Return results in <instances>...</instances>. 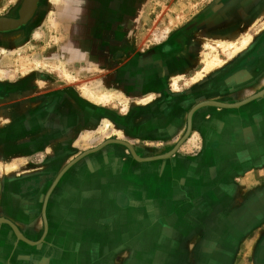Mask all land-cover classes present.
<instances>
[{
	"label": "crops",
	"instance_id": "crops-1",
	"mask_svg": "<svg viewBox=\"0 0 264 264\" xmlns=\"http://www.w3.org/2000/svg\"><path fill=\"white\" fill-rule=\"evenodd\" d=\"M217 70L188 77L192 97L184 108L218 100L219 81L243 80L237 68ZM245 107L194 111L189 139L169 158L136 161L111 148L82 158L50 185L44 207L42 178H56L60 171L51 168L68 162L54 157L69 150L75 124L61 122L58 110L20 116L18 126L0 130V178H19L0 181V219L32 243L0 221V264H264V231L253 247L244 240L264 224V213L250 219L253 209L264 210V103ZM11 116L10 106L0 109L2 119L10 123ZM172 118L151 116L148 134L158 128L172 134ZM138 152L147 157L158 149Z\"/></svg>",
	"mask_w": 264,
	"mask_h": 264
},
{
	"label": "rangeland",
	"instance_id": "rangeland-1",
	"mask_svg": "<svg viewBox=\"0 0 264 264\" xmlns=\"http://www.w3.org/2000/svg\"><path fill=\"white\" fill-rule=\"evenodd\" d=\"M20 2L0 0V16H15ZM41 9L27 37L0 36V109L10 106L12 112L10 123L0 117V130L18 126L24 121L20 116L34 118L51 110L59 111L61 122L75 124L69 150L54 157L60 162L67 157L68 162L58 169L54 165V175L108 139L124 140L140 157L145 156L138 148L156 147L158 154L152 156L170 151L184 135L189 110L206 101L184 108L192 97L186 92L190 85H185L191 75L196 79L211 69L218 68V74L238 69L235 77L243 80L235 86L219 81L214 85L218 97L214 101L239 102L264 89V0H44ZM246 36L247 43L233 51ZM210 58L215 64L205 68ZM194 63L202 66L199 72L184 67ZM165 96L173 115L167 125L174 131L168 134L165 129L162 135L163 129L158 128L155 135L148 134L150 117L162 120ZM258 99L264 103V94L224 109L246 108ZM190 134L191 128L171 156ZM110 148L132 156L118 143L99 150L107 155ZM99 150L82 158H94ZM143 164L147 163L139 166ZM3 179L11 184L19 180ZM42 180L48 181L44 201L55 178ZM260 182L264 185V178ZM28 185L33 190L38 184ZM263 213L253 209L251 221ZM258 225L244 239L252 247L264 231V224Z\"/></svg>",
	"mask_w": 264,
	"mask_h": 264
},
{
	"label": "water",
	"instance_id": "water-1",
	"mask_svg": "<svg viewBox=\"0 0 264 264\" xmlns=\"http://www.w3.org/2000/svg\"><path fill=\"white\" fill-rule=\"evenodd\" d=\"M264 94V90H261L249 97H247L246 99L242 100V101H239L238 103H226V102H217V101H212V100H206V101H202L201 103H197L193 106L192 109L189 110L188 112V115H187V128H186V131L184 133V136L175 144V146L168 152L166 153H163V154H159V155H155V156H150V157H140L139 155H137L135 153V151L133 150L132 146L130 144H128L127 142H125L124 140H120V139H108L106 141H104L103 143H101L100 145H98L97 147L95 148H91V149H88V150H85L84 152H82L81 154H79L78 156H76L73 160H71L61 171L60 173L58 174V176L55 178V180L53 181L52 185L55 184V182L58 180V178L62 175V173L68 168L70 167L72 164H74L77 160H79L80 158H82L83 156L91 153V152H94L96 150H99L102 146L106 145V144H109V143H118V144H122L124 146H126L131 155H132V158L136 161H149V160H156V159H164V158H168L169 156H171L175 150L177 149V147L179 146V144L186 138V136L188 135L189 131H190V124H191V115L192 113L197 109V108H200V107H203V106H216V107H220V108H237L247 102H250L251 100H254L260 96H262ZM52 187V186H51ZM50 192V189L47 191V194L45 195V198H44V201H43V207L45 205V200L48 196ZM1 222H5V223H8L14 230V232L16 233L17 237L23 241H26L27 243H32L30 241H28L27 239H25L23 236H21V234L18 233L17 229L14 227L13 224H11L9 221L7 220H4V219H0Z\"/></svg>",
	"mask_w": 264,
	"mask_h": 264
},
{
	"label": "flooded vegetation",
	"instance_id": "flooded-vegetation-1",
	"mask_svg": "<svg viewBox=\"0 0 264 264\" xmlns=\"http://www.w3.org/2000/svg\"><path fill=\"white\" fill-rule=\"evenodd\" d=\"M44 0H21L18 6L15 9V16L13 15H3L0 16V36L1 37H14L16 35H22L23 38L27 37L29 28L32 27V23L38 17L39 11H42V4ZM195 64V63H194ZM198 64L194 65V68L199 67L201 69L202 66H198ZM187 67V65H184ZM192 68V69H194ZM190 69V71H192ZM189 71V72H190ZM167 85V84H166ZM169 98L165 96L164 101L167 105L164 108L163 116L166 117L171 114V110L169 108ZM187 128V122L185 124V128L183 133H185ZM191 128V124H190Z\"/></svg>",
	"mask_w": 264,
	"mask_h": 264
},
{
	"label": "bare ground",
	"instance_id": "bare-ground-1",
	"mask_svg": "<svg viewBox=\"0 0 264 264\" xmlns=\"http://www.w3.org/2000/svg\"><path fill=\"white\" fill-rule=\"evenodd\" d=\"M247 40H248V38H247V36L246 37H244V38H242V40L240 41L241 42V44L240 45H238V46H234V49H233V51H235V50H237V49H239V48H241L242 46H244L246 43H247ZM211 58H213L214 60H215V58L212 56ZM211 58H210V60H207V62H206V64H205V68H210V67H212L215 63L213 62L214 60H211ZM213 62V63H212ZM262 90H264V89H262ZM261 91V90H260ZM246 99V98H245ZM244 100V99H243ZM213 101V100H212ZM218 102V101H217ZM201 103V102H200ZM236 103H238V102H236ZM193 108V107H192ZM191 108V109H192ZM184 136V135H183ZM182 136V137H183ZM150 157V156H149Z\"/></svg>",
	"mask_w": 264,
	"mask_h": 264
}]
</instances>
